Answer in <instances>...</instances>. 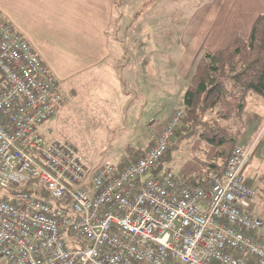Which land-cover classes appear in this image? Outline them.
I'll return each mask as SVG.
<instances>
[{
  "label": "built area",
  "instance_id": "2783aa9c",
  "mask_svg": "<svg viewBox=\"0 0 264 264\" xmlns=\"http://www.w3.org/2000/svg\"><path fill=\"white\" fill-rule=\"evenodd\" d=\"M64 101L29 41L0 19V264H264L249 149L234 148L207 187L159 175L179 109L142 155L92 171L74 145L39 133Z\"/></svg>",
  "mask_w": 264,
  "mask_h": 264
},
{
  "label": "rangeland",
  "instance_id": "374dc122",
  "mask_svg": "<svg viewBox=\"0 0 264 264\" xmlns=\"http://www.w3.org/2000/svg\"><path fill=\"white\" fill-rule=\"evenodd\" d=\"M112 1L114 17L109 34L110 62L116 66L118 83L112 84V80L104 75L90 74L71 83H62L65 101L58 113L43 125L44 130L52 131L54 138L74 145L92 171L115 161L123 150L134 153L130 145L139 148L135 143H142L141 148L149 145V149L165 129L171 115L183 109L184 94L191 84L196 61L192 73L182 71L177 63L182 51V30L199 6L205 1L212 2ZM255 113L258 114L255 104H249L242 117L232 121V127L239 132L240 147L244 144L242 147L248 149L253 142V134L260 130L261 121L254 123ZM174 141L177 147L173 149L169 167L177 172L186 160L189 147L178 139L170 143ZM148 149L144 147L143 153ZM249 150L250 156L243 171L246 181L258 192L251 212L264 223V182L261 175L264 173V161L256 160L253 150ZM35 196L53 203L41 195ZM262 232L264 236V227Z\"/></svg>",
  "mask_w": 264,
  "mask_h": 264
},
{
  "label": "crops",
  "instance_id": "0c3cea01",
  "mask_svg": "<svg viewBox=\"0 0 264 264\" xmlns=\"http://www.w3.org/2000/svg\"><path fill=\"white\" fill-rule=\"evenodd\" d=\"M261 14H264V0L205 1L182 30L179 67L192 73L201 51L216 52L228 47L237 37L249 38ZM113 17L112 0H0V19L29 41L60 86L88 74L104 75L112 84L118 83L116 66L110 62L109 34ZM249 104H255L258 112L254 123L261 121L249 148L256 160L264 161V99L250 94ZM46 132L52 135L51 130L39 128V133ZM135 144L139 148L130 145V149L136 154H142L144 147H149ZM261 175L264 182V173Z\"/></svg>",
  "mask_w": 264,
  "mask_h": 264
},
{
  "label": "trees",
  "instance_id": "16d2710c",
  "mask_svg": "<svg viewBox=\"0 0 264 264\" xmlns=\"http://www.w3.org/2000/svg\"><path fill=\"white\" fill-rule=\"evenodd\" d=\"M250 94L264 98V14L255 21L249 38L237 37L216 52L203 51L196 60L184 94L185 118L171 139L189 147L176 173L191 186L207 187L214 174L224 172L239 144V132L231 124L242 117ZM176 147L175 141L170 143L156 173L173 171L169 163ZM40 195L49 199L43 190Z\"/></svg>",
  "mask_w": 264,
  "mask_h": 264
}]
</instances>
